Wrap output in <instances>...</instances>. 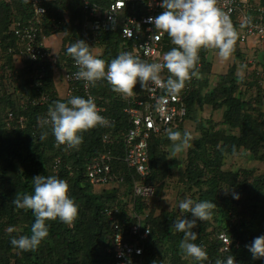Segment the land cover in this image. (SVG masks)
<instances>
[{
    "label": "trees",
    "instance_id": "1",
    "mask_svg": "<svg viewBox=\"0 0 264 264\" xmlns=\"http://www.w3.org/2000/svg\"><path fill=\"white\" fill-rule=\"evenodd\" d=\"M88 1L92 5L106 7L113 0ZM84 2L43 1L47 8L42 22L45 34L49 38L56 33L62 34V45L54 54V63L46 59L39 69L27 58L24 65L16 67L12 58L19 52L17 36L11 31L12 22L30 17L29 0H0V52L4 59L0 69V264H118L113 244L114 229L106 209L117 205L116 217L126 226L136 220V214L149 207L150 198L146 200L141 195H132L134 181L141 176L122 160L124 144L121 135L129 127L128 117L122 111L126 102L116 96L118 93L106 80L92 84L90 94L97 105L107 107L106 114L115 117L110 127L97 126L84 132L83 143L78 148L55 146L50 129L47 138L40 139L42 129L37 124V117H45L55 101H67L71 96L87 97L82 82L74 84L71 95L61 97L53 81L56 64L62 69L72 67L73 58L66 53V48L77 40L86 42L85 34L90 39L94 38L90 27L92 18L84 8ZM146 8V0H128L122 17L144 14ZM119 36L118 32H103L95 36L98 45L94 46H102V53L97 55L106 62L115 58L118 42L114 39ZM89 46L91 48L92 44ZM212 49L200 50L203 66L197 68L200 72L207 71L210 76H204L198 86L185 94L187 119L195 122L199 135L192 139L186 164L178 167V182L191 193V199L213 201L217 205L206 220H197L193 229L197 233L195 243L205 246L207 259L196 261L186 256L179 248L183 233L170 231L177 218H191L190 213L163 209L160 215L154 216L151 208L146 218L151 231L140 256L142 264H211L228 255H233L237 264H264V257L254 259L247 247L254 238L264 235V171L258 174L256 169L247 167L223 169L226 156L233 153L234 148L235 155L247 152L253 158L264 159V89L259 84L257 69L248 67L247 74L238 75L236 66L220 75L211 86L212 61L208 60L207 54ZM232 54L243 59L238 38ZM40 72H43L41 76ZM13 79L15 86L10 91L7 82ZM243 86H246L245 90ZM21 89L24 92L17 93ZM44 94L48 96L46 101L29 102ZM205 105H211L213 109L223 108L221 120L200 118L199 112ZM9 113H12L11 118ZM104 132L115 136L114 144H103L101 137ZM169 140L158 134H153L150 140L151 173L147 179L156 184L154 195H160L166 183L172 180L174 167L171 161H167L168 152L164 147ZM107 149L115 150L110 180L119 183L110 189L96 187L87 175L91 158ZM56 158L60 159L57 168L54 167ZM36 175H57L66 179L70 185L69 194L79 206V214L72 224L48 221V237L36 250L22 251L14 248L10 240L18 235H30L35 217L31 210L17 208L13 200L32 192V178ZM222 188L232 189L239 194V199H234L231 192L226 194ZM187 192L183 194L187 196ZM129 202H133L134 212L128 210ZM15 226H21L23 230L17 231ZM221 230L228 232L238 247L227 253L221 251L218 239Z\"/></svg>",
    "mask_w": 264,
    "mask_h": 264
},
{
    "label": "clouds",
    "instance_id": "2",
    "mask_svg": "<svg viewBox=\"0 0 264 264\" xmlns=\"http://www.w3.org/2000/svg\"><path fill=\"white\" fill-rule=\"evenodd\" d=\"M159 7L163 11L155 17H149V22L154 25L155 32L161 35L166 33L174 45L170 50L163 52L160 59L148 62L133 52L124 51L106 62L93 53L88 43L77 40L66 48V53L73 58L77 66L74 77L84 81L85 88L104 79L114 92L124 96L132 95L137 83L141 89L149 92L156 88L163 89L164 95L157 99V106L160 107L168 97L179 95L187 82L191 85L189 90L198 86L200 72L196 65L200 60L201 49L214 48L218 50L220 58L226 60L230 57L238 38L237 31L229 15L218 6V0H159ZM200 62L202 63L201 60ZM259 66L254 63L251 68L259 72L260 85L263 88L264 79L261 74L264 72V65ZM165 70L168 75L166 79H162L161 74ZM193 77H196V80L190 82ZM242 89L245 90L246 86ZM262 110L264 111V95ZM201 112L202 110L199 114ZM107 123V118L100 114L91 95L71 96L67 101H55L45 117H37V124L42 129L40 135L42 141L47 138L50 129L57 145L73 148H78L83 143L84 132ZM178 129L180 128L167 130L168 138L172 142L170 151L173 158L186 150L193 139L190 131L182 132ZM235 151L234 148L233 154ZM32 184L30 194L17 196L13 200L17 208L31 210L35 217L30 235L22 234L10 240L14 248L22 251L36 250L48 237V221L59 220L65 224H72L79 214V206L69 194L70 185L66 179L57 175H36L32 178ZM223 190L226 194L231 192L234 199H239V194L232 189ZM216 206L213 201H195L191 198H185L178 203L179 209L190 213L191 218L188 216L177 218L170 231L183 233L179 248L186 256L196 261L206 260L207 251L202 243H195L197 233L193 229L197 220H206ZM221 233L231 237L225 230H221L218 237ZM218 239L221 243V251L225 253L230 252L235 246L238 247V243H235L231 237V249L224 251L223 242L220 237ZM247 247L254 259L264 257V235L254 238ZM210 263L237 264V261L233 255H228L224 259Z\"/></svg>",
    "mask_w": 264,
    "mask_h": 264
},
{
    "label": "built area",
    "instance_id": "3",
    "mask_svg": "<svg viewBox=\"0 0 264 264\" xmlns=\"http://www.w3.org/2000/svg\"><path fill=\"white\" fill-rule=\"evenodd\" d=\"M43 1L29 0L32 11L30 17L26 20L15 19L11 26V31L17 36L18 53L33 62L34 66L39 69L44 66L43 62L46 59L52 63L55 61L54 53L48 46L49 37L45 34V28L42 24L47 12ZM84 5V8L88 9L92 18L90 21L87 16V20L91 22L90 27L94 31V38L90 39L85 34V39L86 43L92 44L91 50L95 55L102 53V46H94V44L98 45V40L95 36L103 32H118L120 34L118 38L114 39L115 42H118L116 56L121 52L130 51L142 60L154 62L160 59L163 52L170 50L174 46L166 33L161 35L155 32L154 25L148 19L163 11L159 7V0H146L147 8L144 14L124 17H122V13L128 7V0H113L106 7L98 4L92 5L88 0H85ZM218 6L229 15L233 26L234 24L238 25L240 32L237 37L241 45H249L250 48H255L256 46L264 48V0H218ZM201 65L202 63L198 60L196 67L199 68ZM76 71L77 66L74 60L72 67H64L63 69L64 81L67 83L66 94L71 95L74 84L82 82L83 91L87 96L91 95L92 84L85 88V82L74 77L73 74ZM42 74L43 72H40L39 76ZM161 75L162 79H166L168 73L165 70ZM195 78L193 77L190 82L195 81ZM138 85L139 83H137L133 94L130 96H124L120 93L116 94V96L126 102L122 111L129 120V127L121 135L124 144L122 160L128 168L134 169L141 176V179L134 181L132 195H141L144 199L148 200L150 198L151 200L155 194L156 184L147 179L151 173L150 140L153 134L163 136L168 129L175 130L184 124L188 114L185 94L191 88V85L187 82L179 95L168 97L160 107L157 106V99L164 95V90L156 88L149 92L146 89L138 88ZM47 99L48 96L44 94L34 97L29 102L37 104ZM97 108L100 114L107 118L108 123L104 126L110 127L115 121V117L112 114H106L107 107L105 105H97ZM9 117H12V113H9ZM114 137H112V133L104 132L101 139L103 144L108 145L114 144ZM55 146L66 145H57L55 143ZM114 152V149H107L93 156L89 161L87 175L90 183L96 187L106 186L111 188L118 186V181L110 180V177H113L112 160ZM59 163L60 159L56 158L54 167L57 168ZM120 194L121 197L122 195L124 197V194L121 192ZM132 195H130V198ZM130 198L128 199L129 201ZM148 205L149 207L145 212L136 214V220L126 226L120 221V218L116 217L119 210L117 205L106 209L114 229L113 244L118 257V264H142L140 256L143 254L145 241L150 234V225L146 222V218L152 208L151 201L148 202ZM133 207V202H129L128 210L134 212ZM219 237L223 242V250H230L232 245L231 237L226 233H221Z\"/></svg>",
    "mask_w": 264,
    "mask_h": 264
},
{
    "label": "rangeland",
    "instance_id": "4",
    "mask_svg": "<svg viewBox=\"0 0 264 264\" xmlns=\"http://www.w3.org/2000/svg\"><path fill=\"white\" fill-rule=\"evenodd\" d=\"M234 28L236 29L237 35H238L239 32H240L238 25L234 24ZM240 46H241V50L243 52V59L241 57H239V56L231 54L230 57L228 58V60L227 61L225 60V63H224V62H222V60H224V59L219 57L218 51L216 52V50H213V52H209L207 54L208 60L212 61V67H211V72L212 73L211 74H215L214 77L219 76L222 73L223 66L226 67L224 72L226 70H227L226 72H228L232 68V66H236L237 74L238 75H244V74H247L246 73V69L248 67L251 68L254 63H255V65H260L259 67H262L264 65V60H263L264 48L263 47L256 46L253 50H250L245 45H240ZM0 51H1V48H0ZM251 61H253V62L251 63ZM23 62H22V64L24 65ZM3 63H4V59H3V56H2V54L0 52V69L2 68ZM199 72H200V70H199ZM226 72L223 73V74H226ZM0 73H2V72H0ZM223 74H221V75H223ZM53 75L57 76L56 77L57 82H59V83H63L64 82L63 69L61 68L60 65L56 64L54 66ZM207 75L210 76V74H208L207 71H202V72L199 73V78L202 79L204 76H207ZM262 77L264 79V72H263ZM211 80H212V77H211ZM213 83H214V80H212L211 86H213ZM7 85H8V88L10 89V91H13L14 86H15L14 79H13V81H8ZM55 88H56V86H55ZM56 91H57V89H56ZM22 92H24V89H21V92L18 91L17 93H22ZM214 111H215V112H213L214 114L212 113V115H210V113H211L210 109H206L205 110L206 115H207L206 118L207 119H212V118H215V117L219 118L224 113L223 108L214 109ZM213 116H215V117H213ZM188 125H189V122L186 121V122H184L183 125L180 126V129H178V130H180L182 132L184 130H188L189 129ZM172 130H174V129H172ZM190 132L193 135V139L198 136V134L195 135V131L194 130L190 131ZM164 138L165 139L168 138L167 132L165 133ZM191 143H192V141L190 142V144ZM171 144H172V142L169 140V143L167 144V146H164V147H165V150L168 152L167 161L168 160L171 161L172 162V167H174L173 168V172H172V177L170 178V179H174V180L168 181V183H166V185L164 186V188L161 191V194L165 195L166 197L161 198V197H159L158 194H156V195H154L152 197L151 205H152L154 216L160 215L161 210H163V209H167L169 211L178 212L180 210L179 207H178L179 201L183 200L185 198H191L190 197L191 193L187 192L185 190L184 185L182 183L178 182V179H180L179 172H178L179 171L178 167H183L186 164V157H187V153H188L187 151H188L189 147L186 150L182 151L181 153L177 154L175 158H173L171 156V151H170ZM262 153H264V143H263V146H262ZM248 155L250 156L249 153H248ZM250 159H252V157ZM256 160L257 159L253 158V161H256ZM238 164H239L238 161H235V165H238ZM257 173L259 174V171H257ZM106 188L110 189V187H106ZM166 190H168L169 192L166 193L165 192ZM184 192L188 193V194L186 193L187 196L184 195L185 194ZM183 195H184V197H183ZM15 229L17 231L23 230V228L21 226H18V227L15 226Z\"/></svg>",
    "mask_w": 264,
    "mask_h": 264
},
{
    "label": "crops",
    "instance_id": "5",
    "mask_svg": "<svg viewBox=\"0 0 264 264\" xmlns=\"http://www.w3.org/2000/svg\"><path fill=\"white\" fill-rule=\"evenodd\" d=\"M62 45V34L60 33H56V34H53L52 36H50V38H48V46H49V49L54 53L56 54L59 50H60V47ZM248 49L250 50H253V48H250V46L248 45ZM13 60H14V64L16 65V67H19L22 65V62L24 61L25 57L16 52L13 54ZM228 59H226L227 61ZM222 62L225 63V59L222 60ZM225 66H223V71L221 74L225 73L224 70H225ZM220 74V75H221ZM215 74H212L211 77H212V80H214V83L218 80V77L220 76H216L214 77ZM56 77L57 76H54L53 77V81H54V86H56V89H57V92L59 94V96L63 97L64 95H66V91H67V83L64 81L63 83H59L57 82L56 80ZM212 80H211V83H212ZM213 83V85H214ZM263 88H264V85H263ZM60 91V92H59ZM206 109H210L211 113L210 115H212L214 111V109L212 108L211 105H205L202 109V113L199 114V117H202L204 120L207 119V115H206V112L205 110ZM204 110V111H203ZM214 114V113H213ZM215 117V116H213ZM222 116L219 117V118H212L213 120H216V121H219L221 120ZM186 121L189 122V129L187 131H195V135L198 134L199 135V129H198V126L195 124V122L193 120H190V119H187ZM185 121V122H186ZM251 158V155L249 156L248 153L246 152H241L239 155H235L233 153L231 154H228L226 156V161H225V164L223 165V169L224 170H236V169H239L241 167H247V168H252V169H256L257 171L259 172H263L264 171V159L260 160V159H257L256 161H253V157L252 159ZM256 159V158H254ZM235 161H238V165H235ZM176 168V167H175ZM174 180V179H172ZM171 181V180H169ZM168 183V182H167ZM166 193H168L169 191L166 190L165 191ZM159 197L161 198H164L166 197L165 195L163 194H160Z\"/></svg>",
    "mask_w": 264,
    "mask_h": 264
}]
</instances>
